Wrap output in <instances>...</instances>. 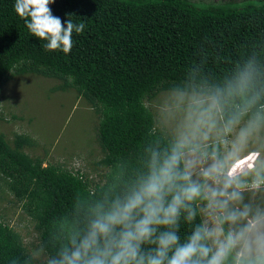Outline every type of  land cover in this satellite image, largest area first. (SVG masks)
<instances>
[{"label":"trees","instance_id":"1","mask_svg":"<svg viewBox=\"0 0 264 264\" xmlns=\"http://www.w3.org/2000/svg\"><path fill=\"white\" fill-rule=\"evenodd\" d=\"M237 1L55 0L49 7L62 24L86 25L82 34L73 32L65 55L45 50L47 41L31 35L15 0H0V87L10 73L53 77L99 118V163L107 168L100 183L44 164L24 151L33 142L29 136L17 133L9 141L0 131V177L35 222L46 255L55 254L90 201L143 169L146 148L170 140L145 99L162 90L206 91L250 59L264 72V1L229 5ZM0 264H34L21 235L1 218Z\"/></svg>","mask_w":264,"mask_h":264},{"label":"clouds","instance_id":"2","mask_svg":"<svg viewBox=\"0 0 264 264\" xmlns=\"http://www.w3.org/2000/svg\"><path fill=\"white\" fill-rule=\"evenodd\" d=\"M54 2L15 0L14 11L67 55L86 25L62 24ZM179 101L173 137L90 201L45 264H264V72L250 59Z\"/></svg>","mask_w":264,"mask_h":264},{"label":"rangeland","instance_id":"3","mask_svg":"<svg viewBox=\"0 0 264 264\" xmlns=\"http://www.w3.org/2000/svg\"><path fill=\"white\" fill-rule=\"evenodd\" d=\"M193 1L201 6L216 5L211 3L214 0ZM256 1L238 0L229 5ZM60 83L53 77L34 73H10L0 87V131L9 141L17 133L29 136L33 142L24 147V151L32 157L43 158L44 164L78 170L92 183H100L107 168L99 163L102 151L96 140L98 115L74 89H59ZM192 93L162 90L144 100L155 118L156 127L170 139L183 116L179 97ZM0 218L21 235L34 264H45V253L37 258L40 245L35 222L22 209V202L15 198L1 177Z\"/></svg>","mask_w":264,"mask_h":264}]
</instances>
